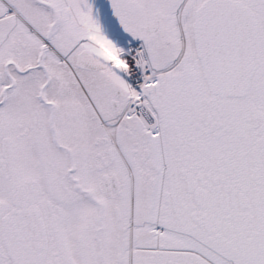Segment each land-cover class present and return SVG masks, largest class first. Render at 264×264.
Masks as SVG:
<instances>
[{
    "label": "snow or ice",
    "instance_id": "snow-or-ice-1",
    "mask_svg": "<svg viewBox=\"0 0 264 264\" xmlns=\"http://www.w3.org/2000/svg\"><path fill=\"white\" fill-rule=\"evenodd\" d=\"M0 264H264V0H0Z\"/></svg>",
    "mask_w": 264,
    "mask_h": 264
}]
</instances>
